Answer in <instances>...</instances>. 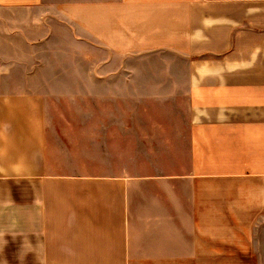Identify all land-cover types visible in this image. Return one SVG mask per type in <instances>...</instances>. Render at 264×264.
I'll return each mask as SVG.
<instances>
[{
  "label": "crops",
  "instance_id": "crops-1",
  "mask_svg": "<svg viewBox=\"0 0 264 264\" xmlns=\"http://www.w3.org/2000/svg\"><path fill=\"white\" fill-rule=\"evenodd\" d=\"M0 264H264V0H0Z\"/></svg>",
  "mask_w": 264,
  "mask_h": 264
},
{
  "label": "rangeland",
  "instance_id": "rangeland-1",
  "mask_svg": "<svg viewBox=\"0 0 264 264\" xmlns=\"http://www.w3.org/2000/svg\"><path fill=\"white\" fill-rule=\"evenodd\" d=\"M135 83L138 85V88H136V90H134L133 92H137V96L131 97V100L129 97L123 98V102L125 103L127 101L126 104L128 105V107L131 105H138L140 107L147 103L149 104L154 103L155 100H153L150 95H146V94H151L153 90H145V89L147 87H152V85L156 83L152 81L148 83L143 81H138ZM36 84L38 85V87L41 88L44 94V97H42L43 108H47L48 109L47 114L54 116L55 119H58V121L59 120L63 121L66 118L72 119V116H80L81 108H91L89 104L87 103L84 104L83 102L84 100H87L82 97V91L84 89H87L86 83L83 85V82L81 81L47 80V81L36 82ZM107 84L109 83L107 82ZM159 85L162 86L161 81ZM90 86H91L90 90H94L96 92L97 90L96 84L95 85L90 84ZM104 89H110L109 85H104L102 87V90ZM94 99L95 100L93 102L96 103L97 100L96 98ZM111 99L112 98H109V100ZM175 99L176 98H171L170 100L174 101ZM185 102H186L185 99H182L180 103L185 105ZM100 106L107 108L109 107L104 101L101 102ZM51 108L54 110V112L50 113ZM73 108H75L74 110L77 111L71 112V109Z\"/></svg>",
  "mask_w": 264,
  "mask_h": 264
}]
</instances>
